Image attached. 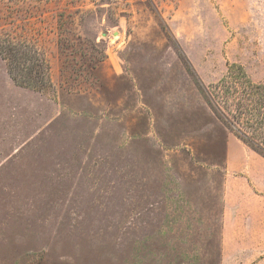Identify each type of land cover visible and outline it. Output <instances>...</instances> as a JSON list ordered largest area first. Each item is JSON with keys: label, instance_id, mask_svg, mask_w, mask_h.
I'll use <instances>...</instances> for the list:
<instances>
[{"label": "rangeland", "instance_id": "rangeland-1", "mask_svg": "<svg viewBox=\"0 0 264 264\" xmlns=\"http://www.w3.org/2000/svg\"><path fill=\"white\" fill-rule=\"evenodd\" d=\"M13 43L52 85L14 81ZM233 70L264 84V0H0V264H264L226 244V212L264 218L227 186L264 177L215 113Z\"/></svg>", "mask_w": 264, "mask_h": 264}, {"label": "trees", "instance_id": "trees-1", "mask_svg": "<svg viewBox=\"0 0 264 264\" xmlns=\"http://www.w3.org/2000/svg\"><path fill=\"white\" fill-rule=\"evenodd\" d=\"M13 44L14 49L20 52L17 56L15 51H11L9 67L14 81L38 91L52 85L50 66L45 57L37 49L25 50L24 47L21 50L25 44ZM235 68L243 71L240 66ZM242 75L238 78L233 70L214 86L215 113L231 132L264 156V84H254L245 74ZM237 79L246 85L242 90Z\"/></svg>", "mask_w": 264, "mask_h": 264}, {"label": "crops", "instance_id": "crops-1", "mask_svg": "<svg viewBox=\"0 0 264 264\" xmlns=\"http://www.w3.org/2000/svg\"><path fill=\"white\" fill-rule=\"evenodd\" d=\"M228 153L229 156H231L230 149L228 150ZM234 163L235 162L232 158L229 157L227 159L228 172L235 167ZM237 169L239 174L236 175L233 180L227 179V186L229 188L237 187L235 188L236 190L245 192V194L250 197V200H254L251 197L252 194H259L262 190L264 191V177L250 173L253 170L251 169V163L247 166V163L242 162L241 164H238ZM256 211H258L257 208ZM262 212L260 211V213ZM245 213L246 212L243 209L237 211L232 210L225 213V218L229 220V222L232 221V223H229V225L232 224L230 227H228L229 225L227 226V223H225L224 226V229H228L230 235L229 242L226 243L225 240V243L228 245L234 244L235 246H240L241 244L250 242L251 244H256L259 248L262 247L264 250V218H254L251 215L252 210H248L249 215L247 214V217L244 216ZM255 252L258 253L256 250Z\"/></svg>", "mask_w": 264, "mask_h": 264}]
</instances>
